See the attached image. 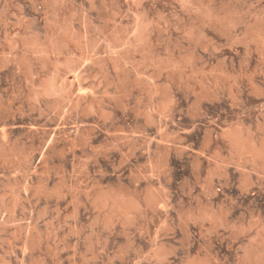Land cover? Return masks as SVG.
Instances as JSON below:
<instances>
[{
    "label": "rangeland",
    "instance_id": "rangeland-1",
    "mask_svg": "<svg viewBox=\"0 0 264 264\" xmlns=\"http://www.w3.org/2000/svg\"><path fill=\"white\" fill-rule=\"evenodd\" d=\"M184 2L186 0H143L141 11L144 15L137 13L136 17H126L124 13L128 3L125 0H0V109L3 111L0 110V131H10L11 143L26 147L25 151L33 161L29 171L18 166L15 159L0 158V257L15 248L23 264H185L189 259L202 260L207 264H258L248 256L254 253L255 248L257 251L264 248V169L253 160H231V145L225 132L234 127L254 140H264V48L247 36L248 28L255 26L260 16L264 17V0H187L188 5ZM204 8L217 16H233L237 23L230 26L214 19L205 21L201 16ZM249 8L255 13L251 20L242 15ZM133 11H136L135 7ZM147 19L150 21L146 22ZM68 22L77 33L86 32L88 40L96 42L90 56L86 54L88 52L84 53L87 61L84 62V58L83 62L86 65L82 64L81 69L78 67L77 72L72 70V74H69L70 71L64 73L62 67L56 69L54 62L66 59L67 55V58H81L86 50L80 44L70 43L62 52L52 53L49 56L50 66L24 44L25 39L38 36L45 41L48 35ZM143 23H152L148 46L157 61L163 62L164 67L167 64L164 70L143 64L144 57L149 53L142 46L134 52L133 48L127 49V44L130 48L133 35ZM116 34H119V40L114 43L112 37ZM120 35L129 43L120 39ZM115 53L124 56L119 67L113 59ZM55 58L58 60L55 61ZM173 59L185 62L176 70L172 65ZM53 69L54 72L64 70L61 74L69 82H74V79L77 82L78 78L83 80L77 82L78 86L74 87L73 96L66 101L63 112L58 109H50L49 112L43 102H47V98L36 102L32 94L41 89L37 80L47 79L54 73ZM137 74L151 81L147 83L143 80L142 84L141 81L138 85H131ZM123 76L125 87L122 83L118 84ZM150 82L159 88L155 97L149 92ZM82 88L85 92H94L96 97L91 92H87L88 95L85 93L84 97ZM165 88L175 101L173 116L165 121L157 113L154 115L155 122L148 123L145 114L154 101L164 97ZM115 90L119 93L115 94ZM78 95L83 96V103L86 102L72 110V102ZM87 100H94V104L98 101L95 104L97 109L91 111L93 117L89 110L91 114L86 111L90 103ZM101 100L104 102L101 103ZM39 107L48 112L42 108L39 110ZM39 111H45L46 116ZM3 124L6 125L3 127ZM86 127L94 130L95 134L91 129L93 142L85 148H77L76 160L69 142L78 130H86ZM56 135V141L62 138L69 140L67 143L58 140L59 146L67 149L66 156L64 159L58 156L52 158L53 161L49 162L54 168L46 174L43 173L45 159L42 156ZM163 153L168 157L169 171L152 176L150 161ZM55 160L60 163L55 164ZM69 160L71 162H66ZM79 162L89 165L88 173L73 170V164L78 166ZM99 162L107 169L105 173L96 171L102 166ZM92 171H95L94 174ZM121 182L130 187L123 190L131 191L142 199L151 190L167 192L168 207L163 210L145 208L144 213L134 214L130 223L121 215H115L112 217L113 224H107L105 217L109 209H100L95 200L99 193L108 190V183L118 185ZM204 210L223 217L225 226L216 228L212 221L201 219L200 214ZM36 237L39 239L35 240ZM254 243L256 247L252 245ZM161 245L173 250V255L170 254L166 262H160L154 256L155 249ZM260 252L263 254L264 250ZM119 255L124 258L117 257ZM262 257L259 264H264V254ZM8 259L12 264H18L14 257Z\"/></svg>",
    "mask_w": 264,
    "mask_h": 264
},
{
    "label": "bare ground",
    "instance_id": "bare-ground-1",
    "mask_svg": "<svg viewBox=\"0 0 264 264\" xmlns=\"http://www.w3.org/2000/svg\"><path fill=\"white\" fill-rule=\"evenodd\" d=\"M185 1V0H184ZM182 2V1H181ZM186 2H187V0H186ZM186 2H184V3H186ZM190 2H191V0H190ZM200 3V2H199ZM202 3V2H201ZM183 4V3H182ZM187 5H188V3H186ZM198 5H201V4H198ZM204 5H206V4H204ZM190 6V5H189ZM195 6V5H194ZM33 7V6H32ZM192 7V6H191ZM201 7V6H200ZM204 7V6H203ZM202 7V8H203ZM208 7V6H207ZM197 9L199 8V7H196ZM33 9V8H32ZM53 9V8H52ZM196 9V10H197ZM201 8H199V11H201L200 10ZM205 9V11L204 12H202L201 13V16L203 15L204 16V18L206 19L205 21H210V20H216V21H218L219 23L220 22H222V24L223 23H226L227 25H234V23H235V17L233 18V16L232 17H228V16H225V17H221V16H217L216 14L214 15L209 9H207L206 10V8H204ZM189 10H192L191 8L189 9ZM213 10V9H212ZM195 11V10H194ZM193 11V12H194ZM198 11V10H197ZM38 12V11H37ZM230 12V11H229ZM190 13H192V12H190ZM198 13H200V12H198ZM216 13H218V12H216ZM37 14V13H36ZM199 17V16H198ZM197 16H196V18H198ZM59 18V17H58ZM203 18V17H202ZM239 18V17H238ZM54 19V18H53ZM141 19H143V17L141 18ZM140 19V20H141ZM201 19V18H200ZM237 19V18H236ZM66 20V19H65ZM73 20V19H72ZM148 20V19H147ZM55 21V20H54ZM54 21H53V23H54ZM56 21H58L57 19H56ZM139 21V20H138ZM142 21V20H141ZM150 20H148V21H146V22H149ZM203 20H201V22H202ZM63 22V21H62ZM152 22V21H151ZM256 22V21H255ZM56 23V22H55ZM60 22H57V24H59ZM86 23V22H85ZM84 23V24H85ZM139 23H140V21H139ZM142 23V22H141ZM203 23V22H202ZM202 23H201V25H202ZM237 23V22H236ZM235 23V24H236ZM137 24H138V22H137ZM204 24V23H203ZM214 24V23H213ZM152 26V23H143L142 25H139L140 27L138 28V30H136L135 32V35H133V36H135L134 37V39H132L131 41H130V43L131 42H133V43H131V44H129L130 46V48H128V44H127V49H131V48H133V51L132 52H134L135 50L134 49H137V48H139V47H143L144 49H145V52H147L148 51V55L146 54V56L144 57V59H143V64L144 65H148V66H151V65H153V66H155V68H157L158 70H164V68L167 66V64L165 65V67L162 65L163 64V62H162V64L159 62V61H157L155 58H154V56L152 55V54H154V53H151L152 51H151V49H150V46H148V42L150 41V37H151V35L149 34L151 31H149V30H151V29H149L151 26ZM205 25V24H204ZM207 25V24H206ZM217 25H218V23H217ZM254 25V24H253ZM60 26V25H59ZM216 26V25H215ZM55 28H57V27H55ZM137 28V27H136ZM135 28V29H136ZM203 28V27H202ZM153 29V28H152ZM50 30V29H49ZM52 30H53V27H52ZM122 29H120V31H121ZM192 30V29H191ZM51 31V30H50ZM49 31V32H50ZM56 31V30H55ZM115 31V30H114ZM118 32V33H121V32ZM193 31H195V30H193ZM54 32V31H53ZM88 32H89V30H88ZM117 32V31H116ZM192 32V31H191ZM197 32V31H196ZM52 33V32H51ZM50 33V34H51ZM195 33V32H194ZM200 33V32H199ZM122 34H124L123 33V31H122ZM47 35H48V32H47ZM119 35V34H118ZM117 34L114 36V37H112L113 39H114V43H117V41L119 40L118 39V36ZM198 35V34H197ZM205 35V34H204ZM38 36V35H37ZM153 36V35H152ZM247 36H248V39H250V40H254V41H256V42H258L263 48H264V17L263 16H260L259 18H258V21H257V24L255 25V26H250L249 28H248V30H247ZM39 37V36H38ZM38 37H34V38H30V39H25L24 37V44H25V46L27 47V48H29L32 52H33V54L35 55V56H37L39 59H41L43 62H44V64H47L48 63V66H50L49 65V56L52 54V53H57V52H62L64 49H65V47H67V45L68 44H70V43H75V44H80L83 48H85V49H83L82 47H81V49H83L85 52H83L82 53V56H81V58H75V57H72V56H70V57H68L67 58V56H65L66 57V59H63V60H58V59H56L55 58V61L56 60H58L57 62H54V63H52V64H54L55 65V67H56V69H58V68H63L64 70H62V69H60L62 72L64 71V73L65 72H71L72 70H76V72H77V70H79V69H77L78 67L80 68V66L82 65V64H85L84 62H86L87 61V58H85L86 57V54L87 55H89V53L91 52V50H93L94 48V45H95V43L96 42H92V41H89L88 40V34L85 32L84 34H79V33H77L76 31H75V29H74V26L71 24V22H68V23H66V24H64V25H62L60 28H59V30L58 31H56L55 33H52L51 35H48V37L47 36H45V37H47L46 38V40L45 41H43V40H40ZM41 37V36H40ZM120 39H122V40H125V39H123L124 37H123V35H120ZM193 37V36H192ZM42 39V38H41ZM93 40V39H92ZM122 40H120V41H122ZM134 40V41H133ZM20 41H21V39H20ZM125 41H127V40H125ZM248 41V40H247ZM123 42V41H122ZM128 43H129V41H127ZM151 42H152V40H151ZM150 42V43H151ZM198 42V41H197ZM17 43V42H16ZM124 43V42H123ZM112 44V43H111ZM125 44V43H124ZM123 44V45H124ZM16 44H14V46H15ZM152 45V44H151ZM115 46V45H114ZM116 47V46H115ZM141 47V48H142ZM64 48V49H63ZM113 48V47H112ZM141 48H139V49H141ZM152 48V47H151ZM82 50V51H83ZM262 50V49H261ZM119 51V50H118ZM125 51V50H124ZM140 51V50H139ZM142 51V50H141ZM28 52H30V51H28ZM86 52H88V53H86ZM123 52V51H122ZM129 52V51H128ZM138 52V51H137ZM144 52V53H145ZM24 53V52H23ZM27 53V52H26ZM84 53H86V54H84ZM120 53V52H119ZM33 54H32V56H33ZM63 54V53H62ZM127 54V53H126ZM132 54V53H131ZM85 55V56H84ZM143 55H145V54H143ZM186 55V54H185ZM19 56V55H18ZM20 56H22V54L20 55ZM24 56H26V54L24 55ZM90 56V55H89ZM129 56V55H128ZM135 56V55H134ZM263 56V55H262ZM51 57H54V56H51ZM124 57V56H123ZM123 57L120 55V54H118V53H115L114 55H113V59H114V62H115V65H116V67H119V65H120V62H122L123 61ZM159 57V56H158ZM185 57V56H184ZM30 58V57H29ZM58 58V57H57ZM86 59V60H84V62H83V59ZM95 58H96V56H95ZM14 59V58H13ZM24 59H25V57H24ZM26 59H28V55H27V58ZM36 59V58H35ZM53 59V58H52ZM88 59L89 60H92V58L90 59L89 57H88ZM98 59V58H97ZM137 59V58H136ZM182 59H184V58H182ZM5 60V59H4ZM88 60V61H89ZM100 60V59H99ZM111 60V59H110ZM166 60V59H165ZM171 60H172V58H171ZM178 60V59H177ZM177 60H175V59H173V61H172V65H173V67L174 68H176V70L177 69H179L183 64H181L182 62H185V60L186 61H188L187 60V58L184 60V61H177ZM36 61H38V60H36ZM98 61V60H97ZM104 61V60H103ZM129 61V60H128ZM131 61V60H130ZM141 61V60H140ZM10 62V61H9ZM11 62H13V61H11ZM16 62V61H15ZM25 62H26V60H25ZM41 62V61H40ZM168 62V61H167ZM170 62V61H169ZM29 64H30V62H28ZM42 63V62H41ZM92 63V62H91ZM2 64V63H1ZM5 64V63H4ZM25 64H27V63H25ZM32 64V63H31ZM101 64V63H100ZM113 64V63H112ZM111 64V65H112ZM188 64V63H187ZM3 65V64H2ZM16 65V64H15ZM42 65V64H41ZM86 65V64H85ZM98 65V64H97ZM170 65V64H169ZM186 65V64H185ZM5 66V65H4ZM21 66V65H20ZM19 66V67H20ZM47 66V67H48ZM83 66V65H82ZM27 67V66H26ZM92 67V66H91ZM113 67V66H112ZM130 67H132V66H130ZM31 68V67H30ZM29 68V69H30ZM32 68H33V66H32ZM36 68V67H35ZM38 68V67H37ZM36 68V69H37ZM43 68V67H42ZM48 68H50V67H48ZM52 68H54L53 66H52ZM126 68V67H125ZM134 68V67H133ZM170 68V67H169ZM20 69V68H19ZM81 69V68H80ZM87 69V68H86ZM128 69V68H127ZM149 69V68H148ZM152 69V68H151ZM166 69V68H165ZM168 69V68H167ZM18 70V69H17ZM40 70V69H39ZM42 70V69H41ZM54 70L55 69H53V72H54ZM59 70V69H58ZM102 70V69H101ZM100 70V71H101ZM181 70V69H180ZM217 70V69H216ZM29 71H31V70H29ZM35 71V70H34ZM90 71V70H89ZM174 71V70H173ZM179 71V70H178ZM51 72V71H50ZM62 72H59V71H55L54 73H49V74H51L47 79H45V80H43V81H40L39 79L37 80V81H39L40 83V87H41V89H39V90H37V91H35L34 93H32V94H34V98H35V100L34 101H36V100H39L40 98H47V102H45V101H43L44 102V104L46 103L47 104V109H58L59 111L60 110H62L61 112H63L64 110V108H65V104H66V101L67 100H69L72 96H73V92H74V87L77 85L78 86V84H77V82L79 83V82H82L83 80L82 79H80V78H78L79 79V81H77V82H75V79H74V82L73 81H70L69 82V80H67V79H65L64 77H66V76H63L61 73ZM84 72V71H83ZM127 72H129V71H127ZM139 72V71H138ZM161 72V71H160ZM26 73V72H25ZM29 73V72H28ZM80 73V72H79ZM89 73V72H88ZM91 73V72H90ZM124 73V72H123ZM136 73V72H135ZM48 74V75H49ZM69 74H72V72L71 73H69ZM93 74V73H92ZM103 74V73H102ZM117 74V73H116ZM121 74V73H120ZM140 74V73H139ZM45 75H47V74H45ZM44 75V76H45ZM47 75V76H48ZM66 75H68V74H66ZM80 76H81V73L79 74ZM88 75V74H87ZM107 75V74H106ZM130 75V74H129ZM134 75V74H133ZM132 75V76H133ZM136 75V74H135ZM141 75V74H140ZM140 75H138L137 74V76H136V78H135V80H134V82L132 83V81H131V85H138V84H140V82H141V84L143 83V80L145 81H148L147 83H149V81H151V80H149V79H146V78H144V76L143 77H141ZM147 75V74H146ZM33 76V75H32ZM77 77H78V75H76ZM117 76H118V74H117ZM38 77V76H37ZM76 77V78H77ZM87 77V76H86ZM119 77V76H118ZM126 77V76H125ZM131 77V76H130ZM133 77H135V76H133ZM132 77V78H133ZM150 77V76H149ZM35 78V77H34ZM84 78V77H83ZM90 78H92V77H90ZM108 78V77H107ZM121 78V77H120ZM123 78H124V76L122 77V81L121 82H118V84H121L122 83V85H124V87H125V79L123 80ZM223 78V77H222ZM44 79V78H43ZM87 79V78H86ZM100 79H102V78H100ZM115 79H116V77H115ZM168 79V78H167ZM172 79V78H171ZM35 80V79H34ZM77 80V79H76ZM81 80V81H80ZM126 80H127V78H126ZM118 81V80H117ZM128 81V80H127ZM126 81V82H127ZM173 81V80H172ZM71 82H73V83H71ZM34 83H36V82H34ZM94 83V82H93ZM93 83H91L92 85H94ZM96 83H98V82H96ZM103 83V82H102ZM146 83V82H145ZM153 83V82H152ZM151 82H150V85H149V92L151 93V95L152 96H154L157 92H159V88H157L156 87V84H152ZM39 84H38V86H39ZM81 84V83H80ZM85 84V83H84ZM111 84V83H110ZM115 84V83H114ZM92 85H90L91 86V88H93V87H95V86H93L92 87ZM161 85V84H160ZM204 85V84H203ZM36 86V85H35ZM81 87H82V84L80 85ZM80 86H79V88L78 89H80ZM87 86H89L88 84H87ZM86 86V87H87ZM89 86V87H90ZM99 86H100V84H99ZM107 86V85H106ZM171 86V85H170ZM216 86V85H215ZM31 87V86H30ZM30 87H29V90H30ZM85 87V85H84V88H86ZM89 87H88V89H89ZM120 87V86H119ZM166 87H169V86H166ZM96 88V87H95ZM118 88V87H117ZM87 89V88H86ZM87 89V90H88ZM128 89V88H127ZM32 91H34L33 89H31ZM82 90H83V88H82ZM81 90V91H82ZM93 90V89H92ZM97 90V89H96ZM119 90V89H118ZM130 90V89H129ZM164 90V89H163ZM167 89L165 88V92H164V97L161 99V100H158V101H154L153 102V105L151 106V109L149 110V112L147 113V114H145L146 115V120H147V122L148 123H154L155 122V118H154V115L155 114H159L160 116H163L164 118H165V121H166V118L168 119V118H171L172 116H173V113H174V104H175V101H173L174 100V98L172 97V94H171V92L168 90V91H166ZM84 91V90H83ZM86 91V90H85ZM84 91V97H85V93H86V95H88V93L87 92H89V91H87V92H85ZM94 91H95V89H94ZM91 92V91H90ZM89 92V93H90ZM107 92V91H106ZM106 92H104V93H106ZM116 92H118V91H116L115 90V94H116ZM122 92L124 93V91L122 90ZM148 92V91H147ZM82 93V92H81ZM119 93V92H118ZM132 93V92H131ZM162 93V92H161ZM31 94V93H30ZM31 94V95H32ZM77 94H79V93H77ZM93 94V96H95L94 95V92L92 93L91 92V95ZM101 94V93H100ZM126 94V93H125ZM83 95V94H82ZM91 95H89V97H91ZM99 95V94H98ZM97 95V96H98ZM102 95V94H101ZM131 95V94H130ZM33 96V95H32ZM103 96V95H102ZM108 96H109V94H108ZM123 96V95H122ZM126 95H124V97H125ZM28 97H30V99L32 98L31 96H28ZM88 97V96H87ZM86 97V98H87ZM89 97H88V99H89ZM96 97V96H95ZM116 97V96H115ZM121 97V96H120ZM123 97V98H124ZM127 97H129V96H127ZM155 97V96H154ZM159 97V96H158ZM33 98V99H34ZM73 98H75V97H73ZM99 97H97V99H98ZM102 98V97H101ZM118 97H116V99H117ZM43 99V100H44ZM93 99V98H92ZM158 99V98H157ZM41 100V99H40ZM73 100V99H72ZM72 100H71V102H72ZM86 99L84 98V101H85ZM95 100H96V98H95ZM153 100V99H152ZM156 100V99H155ZM42 101V100H41ZM88 102L90 101V100H87ZM102 101L103 100H101V103H102ZM112 101V100H111ZM37 102V101H36ZM39 102V101H38ZM86 102V101H85ZM84 102V103H85ZM88 102L86 103V104H88ZM92 101H90V103H89V107H88V109H86V111H94V109H97L96 107H95V104H94V100H93V102L91 103ZM96 102V101H95ZM104 102V101H103ZM32 103H33V101H32ZM72 103H74L73 104V107H72V110L73 109H76V108H78L80 105H81V103H83V96H81V95H78V96H76V98L74 99V102H72ZM83 103V104H84ZM110 103V102H109ZM36 104V103H35ZM43 104V103H42ZM43 104V105H44ZM67 104H69L68 102H67ZM82 104V105H83ZM97 104H98V101H97ZM96 104V105H97ZM99 104H100V101H99ZM105 104V103H104ZM103 104V105H104ZM123 104V103H122ZM8 105V104H7ZM10 105V104H9ZM30 105H31V102H30ZM1 106V105H0ZM44 106V107H45ZM69 106L70 105H68V109H69ZM99 106H101V105H99ZM105 106V105H104ZM120 106V105H119ZM85 107V106H84ZM103 107V106H102ZM101 107V108H102ZM108 107V106H107ZM42 108V110H45L43 107H41ZM40 107H39V110L41 109ZM67 108V107H66ZM81 108V107H80ZM79 108V109H80ZM139 108V107H138ZM18 109V108H17ZM37 109V108H36ZM35 109V110H36ZM47 109L45 110V111H47ZM103 109V108H102ZM120 109V108H119ZM135 109V108H134ZM1 110V109H0ZM35 110H34V112H35ZM82 110V109H81ZM85 110V109H84ZM104 110V109H103ZM102 110V111H103ZM107 110V109H106ZM136 110H138V109H136ZM135 110V111H136ZM2 111V110H1ZM16 111V110H15ZM27 111V110H26ZM37 111V110H36ZM45 111L43 112L44 114H45ZM55 111V110H54ZM67 111V110H66ZM89 111H88V113H89ZM100 111H101V109H100ZM105 111V110H104ZM140 111V110H139ZM139 111H138V113H139ZM3 112V111H2ZM5 112V111H4ZM20 112H22V110H20ZM42 112H40L39 111V113H42ZM48 112V111H47ZM49 112H51V110L49 111ZM69 112H70V110H69ZM74 112V111H73ZM79 112V111H78ZM108 112V111H107ZM128 112V111H127ZM42 113V115H44ZM55 113V112H54ZM87 113V112H86ZM87 113V114H88ZM92 113V112H91ZM91 113H89V114H91ZM98 112H96L95 114H97ZM109 113H111V112H109ZM109 113H108V115H109ZM113 113V112H112ZM135 113V112H134ZM134 113H133V115H134ZM138 113H136V114H138ZM146 113V112H145ZM65 114V113H64ZM68 114V113H67ZM74 114V113H73ZM86 114V115H87ZM88 114V115H89ZM93 114L94 113H92L91 115H92V117H93ZM114 114H115V112H114ZM144 114V113H143ZM157 114V115H158ZM50 115V114H49ZM70 116H71V114H69ZM78 115L79 114H77V117H78ZM99 115V114H98ZM97 115V116H98ZM9 116V115H8ZM14 116V115H13ZM45 116H46V114H45ZM68 116V115H67ZM76 116V115H75ZM110 116V115H109ZM6 117H7V115H6ZM11 117V116H10ZM108 117V116H107ZM142 117H143V115H142ZM34 118V117H33ZM69 119L71 118V117H68ZM67 118V119H68ZM75 118V117H74ZM79 118V117H78ZM87 118V117H86ZM91 118V117H90ZM8 120H9V118H7ZM13 119V118H12ZM17 119V118H16ZM44 119V118H43ZM51 119V118H50ZM68 119V120H69ZM77 119V118H76ZM75 119V120H76ZM83 119V118H82ZM95 119V118H94ZM119 119V118H118ZM157 119V118H156ZM32 120V119H31ZM36 120V119H35ZM56 120V119H55ZM66 120V119H65ZM67 120V121H68ZM71 120V119H70ZM72 120H73V117H72ZM93 120V119H92ZM121 120V119H120ZM1 122H2V119L0 120ZM5 121V120H4ZM50 121V120H49ZM118 121V120H117ZM116 121V122H117ZM136 121V120H135ZM56 122H58V121H56ZM146 122V123H147ZM176 122V121H175ZM4 123V122H3ZM6 123V122H5ZM52 123V122H51ZM54 123V122H53ZM64 123V122H63ZM72 123V122H71ZM76 123H78V121L76 122ZM87 123V122H86ZM11 124V123H10ZM10 124H8V125H10ZM41 124V123H40ZM60 124V123H59ZM83 124H85V123H83ZM93 124V123H92ZM121 124V123H120ZM140 124V123H139ZM6 125V124H5ZM4 124L2 125L3 127L5 126ZM50 125H52V124H50ZM56 125H58V124H56ZM87 125V124H86ZM142 125V124H141ZM141 125H140V127H141ZM18 126V125H17ZM49 126V125H48ZM67 126V125H66ZM12 127V126H11ZM14 127V126H13ZM40 127V126H39ZM47 127V126H46ZM57 127V126H56ZM65 127V126H64ZM72 127V126H71ZM82 127V126H81ZM80 127V128H81ZM134 127V126H133ZM17 128V127H16ZM19 128V127H18ZM63 128V127H62ZM88 128H90V130H88L87 129V127H86V130H78V132H77V134H76V136L73 138V137H68L69 139H71V138H73L72 140H70V142H69V146H70V151L73 153V155H74V158L77 160V155L78 154H76V150H77V148H85V147H87L89 144H90V142H93V141H91V138H92V131H93V133H94V130H93V128L92 127H88ZM29 129V128H28ZM37 129V128H36ZM53 129V128H52ZM65 129V128H64ZM69 129V128H68ZM78 129V128H77ZM83 129H85V127H83ZM91 129H92V131H91ZM95 129H97V128H95ZM22 130H24V129H22ZM26 130V129H25ZM30 130V129H29ZM38 130V129H37ZM39 130H41V129H39ZM132 130V129H131ZM6 131H7V129H6ZM6 131H0V158L1 159H5V160H10V159H15L16 161H17V163H18V166H22V167H24L25 169H27V170H29L30 171V167H29V165H30V163H31V161L32 160H30V154L28 153V152H26L25 151V148H24V146L22 147V146H20L19 144H16V143H11V140L9 139V136L10 135H8V133L10 134V131L7 133ZM14 131V130H13ZM28 131V130H27ZM44 131V130H43ZM49 131V130H48ZM51 131V130H50ZM69 131V130H68ZM97 131V130H96ZM140 131V130H139ZM34 132V131H33ZM53 132V131H52ZM51 132V133H52ZM70 132H72V131H70ZM76 132V131H75ZM138 132V131H137ZM28 133V132H27ZM36 133V132H35ZM39 133V132H38ZM51 133H49V135H51ZM54 133V132H53ZM52 133V134H53ZM64 133V132H63ZM66 133V132H65ZM68 133V132H67ZM74 133V132H73ZM72 133V134H73ZM107 133V132H106ZM140 132H138V134H139ZM179 133V132H178ZM12 134H13V132H12ZM26 134V133H25ZM24 134V135H25ZM45 134V133H44ZM71 134V133H70ZM69 134V135H70ZM95 134V133H94ZM94 134H93V136H94ZM99 134V133H98ZM102 134V133H101ZM23 135V136H24ZM35 135V134H34ZM34 135H32V136H34ZM39 135H40V133H39ZM47 135H48V132H47ZM54 135V134H53ZM59 135V134H58ZM74 135V134H73ZM132 135V134H131ZM225 135H226V137L229 139V141H230V148H231V157H230V159L231 160H234V159H238V160H243V159H241V158H244V159H246L247 160V162L249 161V160H253L252 162H257V164H258V166H260L261 168H263L264 169V140H262V141H257V140H254L252 137H250L249 135H245L244 133H243V131H241V130H239L238 128H229L226 132H225ZM16 136H17V132H16ZM36 136V135H35ZM44 136V135H43ZM52 136V135H51ZM61 136V135H60ZM63 136V135H62ZM61 136V137H62ZM65 136V135H64ZM63 136V137H64ZM68 136V135H67ZM107 136V135H106ZM111 136V135H110ZM138 136V135H137ZM18 137V136H17ZM54 137V136H53ZM56 137H57V135L55 136V140H52V142H50V144L49 143H45V144H49V146H48V148H47V151L45 152V151H43V152H45L44 154H43V159H45V160H43V161H45V167L42 169V168H40V169H42L43 171H41V172H43V173H49V172H51L52 171V169L54 168V166L53 165H51L50 164V160H51V162L53 161V159H54V157L55 156H58V157H61V158H63V157H65L66 156V154H65V152L67 151V149H65L64 147H60L59 146V144H60V142H63L64 140V138H62V139H57V141H56ZM60 137V138H61ZM136 137V136H135ZM209 137V136H208ZM18 138H20V137H18ZM26 138V137H25ZM28 138V137H27ZM41 138H43L42 136H41ZM48 138H50V136L48 137ZM58 138V137H57ZM94 138V137H93ZM16 139V138H15ZM29 139H31V138H29ZM40 139V138H39ZM112 139V138H111ZM22 140V139H21ZM41 140V139H40ZM48 140H50V139H48ZM58 140L60 141V142H58ZM63 140V141H62ZM98 140V139H97ZM138 140V139H137ZM25 141V140H24ZM43 142L45 141L44 139L42 140ZM42 141H39V142H42ZM46 141H47V138H46ZM45 141V142H46ZM65 141H66V139H65ZM64 141V142H65ZM69 141V140H68ZM68 141H66V143L68 142ZM102 141V140H101ZM100 141V142H101ZM108 141V140H107ZM125 141H126V139H125ZM134 141V140H133ZM18 142V141H17ZM23 142V141H22ZM38 142V143H39ZM48 142V141H47ZM115 142V141H114ZM19 143V142H18ZM25 143H26V141H25ZM32 143V142H31ZM44 144V143H43ZM93 144V143H92ZM91 144V145H92ZM94 144H95V142H94ZM97 144H99V143H97ZM101 144V143H100ZM104 144V143H103ZM110 144V143H109ZM181 144V143H180ZM228 144V143H227ZM34 145V144H33ZM64 145V144H63ZM158 145V144H157ZM26 146V145H25ZM39 146H40V144H39ZM42 146V148H44L43 147V145H41ZM40 146V147H41ZM45 146V145H44ZM62 146V145H61ZM92 146H94V145H92ZM137 146V145H136ZM28 147H29V144H28ZM33 147V146H32ZM39 147V148H40ZM47 147V146H46ZM45 147V148H46ZM163 147V146H162ZM37 148V147H36ZM38 148V149H39ZM41 148V152H42V149ZM100 148V147H99ZM134 148V147H133ZM90 150L89 151H91V148H89ZM28 150V149H27ZM30 150V149H29ZM45 150V149H44ZM84 150H88V149H84ZM93 150V149H92ZM103 150V149H102ZM39 151V152H40ZM170 151V150H169ZM35 152V151H34ZM41 152H40V154H41ZM87 152V151H86ZM123 153V152H122ZM160 154L162 153V152H159ZM158 153V154H159ZM166 153V152H165ZM181 153V152H180ZM97 154V153H96ZM156 155V158L155 159H153V160H151L150 161V164H151V166H150V171H151V173H152V176H153V174L155 175V174H157V175H160V174H163V173H167L168 171H169V166H168V163H167V156H165L166 154H164V155ZM72 155V156H73ZM83 155V154H82ZM85 155V154H84ZM87 155V154H86ZM90 155H91V153H90ZM143 155V154H142ZM93 156H95V155H93ZM69 157H71V156H69ZM79 157H81V156H78V158ZM90 157V156H89ZM89 157H87V159H89ZM97 157V156H96ZM167 157V158H166ZM203 157V156H202ZM34 158V157H33ZM53 158V159H52ZM72 158V157H71ZM70 158V159H71ZM83 158V157H82ZM81 158V159H82ZM86 158V157H85ZM64 159V158H63ZM80 159V160H81ZM109 159V158H108ZM123 159V158H122ZM34 160V159H33ZM42 160V159H41ZM56 160H60V159H56ZM56 160H55V164H57L58 162L60 163V161H58L57 163H56ZM66 160V159H65ZM64 160V161H65ZM68 160V159H67ZM73 160V159H72ZM75 160V161H76ZM79 160V159H78ZM91 160H92V158H91ZM90 160V161H91ZM231 160H229V161H231ZM245 160V161H246ZM62 161V160H61ZM75 161H73L74 163H75ZM82 161V160H81ZM129 161V160H128ZM228 161V160H227ZM244 161V162H245ZM15 162V161H14ZM14 162H12V163H14ZM33 162V161H32ZM66 162H71L70 160L69 161H66ZM86 162V161H85ZM225 162V161H224ZM58 163V164H59ZM64 163V162H63ZM80 163V162H79ZM79 163H77V164H79ZM87 163H90L91 164V162H88L87 161ZM87 163H84V164H79L78 166L77 165H75V164H73V166H72V168H73V170L75 171V172H78V173H88L89 172V170H90V168H89V165L87 164ZM8 164V163H7ZM16 164V163H15ZM54 164V165H55ZM57 164V165H58ZM66 164V163H65ZM95 164H97V163H95ZM99 164H101L100 162H99ZM228 164V163H227ZM256 164V163H255ZM6 165V164H5ZM11 165V164H10ZM69 165V164H68ZM94 165V164H93ZM102 166H103V164H101ZM119 165V164H118ZM15 166H17V165H15ZM34 166V165H33ZM32 166V167H33ZM36 166V165H35ZM60 166V165H59ZM71 166V165H70ZM97 166V165H96ZM99 166V165H98ZM102 166H100L99 168H97L96 169V171L98 170V172H104V170H107L106 168H104V166L102 167ZM110 166V165H109ZM120 166V165H119ZM231 166V165H230ZM20 167H19V170H20ZM30 169H29V168ZM55 167H57V169L59 170V168H58V166H56L55 165ZM61 167V166H60ZM62 167H63V165H62ZM106 167V166H105ZM118 167V166H117ZM8 168V167H7ZM14 168V167H13ZM66 168H67V164H66ZM115 168V167H114ZM200 168V167H199ZM56 169V168H55ZM63 169H64V167H63ZM71 169V168H70ZM113 169V168H112ZM219 169V168H218ZM217 169V170H218ZM24 170V169H23ZM36 170V169H35ZM65 170V169H64ZM67 170V169H66ZM93 170H95V168L93 169ZM138 170V169H137ZM33 171V170H32ZM54 172H55V170H53ZM112 171V170H111ZM227 171V170H226ZM23 172V171H22ZM36 172V171H35ZM38 172H40V171H38ZM56 172H57V170H56ZM61 172L62 173H64L62 170H61ZM67 172H69V171H67ZM70 172H72V171H70ZM93 172V171H92ZM95 172V171H94ZM94 172H93V174H94ZM97 172V173H98ZM110 172V171H109ZM108 172V173H109ZM212 172V171H211ZM17 173H19V172H17ZM29 173V172H28ZM28 173L26 174V176L28 175ZM101 173V174H102ZM105 173V172H104ZM117 173V172H116ZM124 173V172H123ZM150 173V172H149ZM150 173V174H151ZM170 173V172H169ZM213 174H214V171L212 172ZM211 173V175H213ZM215 173H216V170H215ZM217 173H219V172H217ZM32 174H34V173H32ZM50 174V173H49ZM57 174V173H56ZM74 174V173H73ZM111 174V173H110ZM113 174H114V170H113ZM149 174V175H150ZM172 174V173H171ZM37 175V174H36ZM65 175H67V174H65ZM76 175V174H75ZM99 175H100V173H99ZM106 175V174H105ZM116 175V174H115ZM173 175V174H172ZM172 175H171V177H172ZM222 175V174H221ZM48 176V175H47ZM29 177V176H28ZM70 177H71V175H70ZM113 177V176H112ZM102 178V177H101ZM164 178V177H163ZM151 179V178H150ZM104 181V180H103ZM161 181V180H160ZM17 182V181H16ZM63 182V181H62ZM72 182V181H71ZM71 182H70V184H71ZM76 182V181H75ZM21 183V182H20ZM41 183H44V182H41ZM47 183V182H46ZM74 183V182H73ZM98 183V182H97ZM103 183V182H102ZM115 183V182H114ZM124 183V182H123ZM122 182L121 183H119L118 185H110V183H108L109 184V186H108V190H106V191H103V192H101V193H99V195H98V197H97V199L95 200V203H96V205L100 208V209H109V213H108V215L105 217L106 219H107V224H111L112 223V217H114L115 215H121L122 217H124L125 219H126V221L128 222V223H130V222H132L133 221V218H134V214H138V213H144L145 212V208H154V209H160V210H163L164 208H166V207H168V205H169V199H168V197H169V195H167V192H163V191H154V190H151V191H149V193L146 195V197H144L143 199L141 198V196H140V198H138V197H136L135 195H133V194H131V191H130V193L129 192H127V191H125V190H123V188H130L129 186H128V184L127 185H125V184H123ZM210 183V182H209ZM15 184L16 183H14V186H15ZM66 184V183H65ZM117 184V183H116ZM132 184V183H131ZM58 185V184H57ZM37 186H38V184H37ZM59 186H62V185H59ZM92 186H93V184H92ZM99 186V185H98ZM22 187V186H21ZM28 187V186H27ZM34 187V186H33ZM45 187H48L49 188V186H45ZM74 187V186H73ZM72 187V188H73ZM132 187V186H131ZM38 188V187H37ZM44 188V187H43ZM54 188H56V186L54 187ZM102 188V187H101ZM113 188H122V189H113ZM28 190V189H27ZM59 191V190H58ZM135 192V191H134ZM51 193H53V192H51ZM133 193V192H132ZM98 194V193H97ZM144 194V193H143ZM18 200V199H17ZM13 203V202H12ZM12 205V204H11ZM14 205H16V201L14 202ZM98 209V208H97ZM105 212V211H104ZM147 213V212H146ZM228 213V212H227ZM137 216V215H136ZM142 217V216H141ZM200 218L201 219H205V220H210V221H212L214 224H215V226H216V228H217V226H225V224L226 223H224V219H223V217H221L220 215H217L216 213H214L213 211H210V210H204L201 214H200ZM114 219V218H113ZM122 220V219H121ZM113 224V223H112ZM228 225V224H227ZM110 226V225H109ZM242 227V226H241ZM215 228V227H214ZM243 228V227H242ZM247 228V227H246ZM77 229V228H76ZM226 229V228H225ZM234 229V228H233ZM71 230V229H70ZM263 230V229H262ZM186 231V230H185ZM39 232V231H38ZM71 232V231H70ZM258 234V233H257ZM261 234V233H260ZM260 234H259V236H260ZM264 234V233H263ZM34 235H35V233H34ZM39 235V234H38ZM41 235V234H40ZM257 238H258V236H256ZM255 237V238H256ZM41 238H42V236H41ZM189 238V237H188ZM261 239H263L262 238V236L260 237ZM260 238H258V239H260ZM39 239V237H36L35 238V240H38ZM41 240V239H40ZM29 241V240H28ZM254 242H256L255 240H254ZM259 242V241H258ZM258 242L256 243V244H258ZM263 242V241H262ZM261 242V244L263 245V243ZM30 243V242H29ZM33 243H35V242H33ZM251 243V242H250ZM186 244V243H185ZM256 244L254 243V244H252L253 246L255 245V247H256ZM261 244H259V245H261ZM253 246L251 247V245H250V250L253 252ZM254 247V248H255ZM173 248V247H172ZM175 248V247H174ZM263 248V247H262ZM256 250L254 251V253L252 254V252H249V254L251 253L252 255H250V256H248L249 257V259L251 258L252 259V261L253 262H256V263H261L262 262V260L260 261V259L261 258H263L262 256H263V254H264V252H263V254H262V252H260V251H262V250H264V248L261 250V249H259L258 251H257V248H255ZM250 250H248V251H250ZM247 252V251H246ZM173 253V250H169V249H167V248H165L164 246H158L156 249H155V251H154V256L157 258V260L158 261H160V262H166V260H169L168 258H170L169 256H170V254H172ZM248 253V252H247ZM173 255V254H172ZM247 255V254H246ZM116 256V255H115ZM121 255H119V256H117V257H120ZM172 257V256H171ZM198 257V256H197ZM247 257V258H248ZM121 259L122 258H124V256L123 257H120ZM155 259V258H154ZM248 259V260H249ZM188 260V259H187ZM210 260V259H209ZM247 260V261H248ZM139 261V260H138ZM264 261V260H263ZM137 262V261H136ZM135 262V263H136ZM186 262V261H185ZM250 262V261H249ZM251 263V262H250ZM155 264V263H154ZM158 264V263H157ZM167 264V263H166ZM185 264H207L206 262H204V261H202V260H197V259H189ZM209 264V263H208Z\"/></svg>",
    "mask_w": 264,
    "mask_h": 264
},
{
    "label": "clouds",
    "instance_id": "clouds-1",
    "mask_svg": "<svg viewBox=\"0 0 264 264\" xmlns=\"http://www.w3.org/2000/svg\"><path fill=\"white\" fill-rule=\"evenodd\" d=\"M125 2L128 3V9L124 13V16L136 17L137 13H139L140 15H144V13L141 11L143 0H125ZM134 7L136 8V11H133ZM242 15L251 20L255 16V13H253L249 8L247 11L243 12ZM9 257H14L15 261L18 262V264H23L21 257L16 255L15 248H12L8 252H6L4 257H0V264H12V261L8 259Z\"/></svg>",
    "mask_w": 264,
    "mask_h": 264
}]
</instances>
